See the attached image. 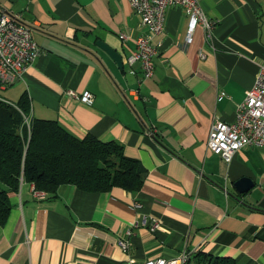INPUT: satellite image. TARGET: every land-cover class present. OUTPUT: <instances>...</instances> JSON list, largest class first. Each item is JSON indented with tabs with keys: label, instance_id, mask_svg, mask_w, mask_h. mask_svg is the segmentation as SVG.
<instances>
[{
	"label": "crops",
	"instance_id": "crops-1",
	"mask_svg": "<svg viewBox=\"0 0 264 264\" xmlns=\"http://www.w3.org/2000/svg\"><path fill=\"white\" fill-rule=\"evenodd\" d=\"M199 2L217 21L212 40L197 25L187 43L189 17L170 7L165 29L153 37V76L144 78L140 63L127 62L146 33L129 0H0V10L30 27L40 47L21 77L0 86V101L26 94L25 122L55 120L77 138L118 142L146 170L138 191L64 184L38 198L22 181L0 225V264H124L183 252L264 264V148L244 147L226 162L208 147L212 125L235 121L264 63L263 0ZM97 40L121 53L123 68ZM70 90L90 91L92 103ZM243 178L254 183L247 193L236 187ZM144 216L160 228L135 229L124 251L119 237Z\"/></svg>",
	"mask_w": 264,
	"mask_h": 264
},
{
	"label": "trees",
	"instance_id": "trees-1",
	"mask_svg": "<svg viewBox=\"0 0 264 264\" xmlns=\"http://www.w3.org/2000/svg\"><path fill=\"white\" fill-rule=\"evenodd\" d=\"M262 7L264 23V0ZM29 106L26 94L13 104L0 101V225L7 223L11 213L9 193L18 192L22 181L50 196L64 184L86 192L141 189L145 167L126 156L122 144L103 142L92 134L77 138L55 120L30 118L28 125ZM190 261L236 264L233 259L201 252Z\"/></svg>",
	"mask_w": 264,
	"mask_h": 264
},
{
	"label": "built area",
	"instance_id": "built-area-1",
	"mask_svg": "<svg viewBox=\"0 0 264 264\" xmlns=\"http://www.w3.org/2000/svg\"><path fill=\"white\" fill-rule=\"evenodd\" d=\"M139 15L146 33L138 37L136 49L131 53L127 62L130 66L140 63L144 78H151L154 73L153 58L158 54V48L153 37L161 34L165 29L167 12L170 7L180 6L187 13L190 26L186 42L190 43L197 25L205 31L207 42L212 40L217 21L209 18L203 11L199 0H129ZM125 34L122 38H126ZM40 47L33 38L30 27L19 22L18 19L0 10V86L3 83H12L21 77L39 57ZM201 56L205 57L203 51ZM69 95L84 104L90 105L93 93L85 91L78 93L70 90ZM2 101H5L2 99ZM7 102V101H6ZM29 124V119H26ZM247 146L264 148V63L259 67L255 83L249 90L243 103L238 105L235 121L232 123L217 122L211 127L208 147L226 162H230L235 154ZM38 198H44V191L33 189ZM135 209H140L142 203L137 201ZM160 222L154 219L149 222L144 216L129 226L125 236L119 237L118 245L127 251L131 245L130 237L138 228H150L156 231ZM189 254L183 252L175 258H149L143 262L129 261L124 264H186Z\"/></svg>",
	"mask_w": 264,
	"mask_h": 264
},
{
	"label": "water",
	"instance_id": "water-1",
	"mask_svg": "<svg viewBox=\"0 0 264 264\" xmlns=\"http://www.w3.org/2000/svg\"><path fill=\"white\" fill-rule=\"evenodd\" d=\"M95 47L107 53L118 64L120 68H123V56L116 49L112 48L102 40H97L95 42ZM236 187L240 193H247L254 187V183L249 178H243L237 182Z\"/></svg>",
	"mask_w": 264,
	"mask_h": 264
},
{
	"label": "rangeland",
	"instance_id": "rangeland-1",
	"mask_svg": "<svg viewBox=\"0 0 264 264\" xmlns=\"http://www.w3.org/2000/svg\"><path fill=\"white\" fill-rule=\"evenodd\" d=\"M122 35H123V34H121L120 37H121V39H124V38H122ZM11 104H12V103H11ZM178 256H179V255H178ZM189 256H190V257H189L188 261L186 262V264H188L189 262H191V261H190V259H191V255L189 254ZM176 257H177V256H176ZM173 258H175V257H173ZM142 262H143V261H142Z\"/></svg>",
	"mask_w": 264,
	"mask_h": 264
}]
</instances>
